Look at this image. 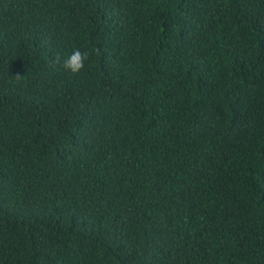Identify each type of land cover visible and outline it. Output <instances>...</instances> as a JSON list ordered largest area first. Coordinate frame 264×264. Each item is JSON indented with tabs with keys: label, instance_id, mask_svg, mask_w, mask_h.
Here are the masks:
<instances>
[{
	"label": "trees",
	"instance_id": "obj_1",
	"mask_svg": "<svg viewBox=\"0 0 264 264\" xmlns=\"http://www.w3.org/2000/svg\"><path fill=\"white\" fill-rule=\"evenodd\" d=\"M0 264H264V0H0Z\"/></svg>",
	"mask_w": 264,
	"mask_h": 264
},
{
	"label": "clouds",
	"instance_id": "obj_2",
	"mask_svg": "<svg viewBox=\"0 0 264 264\" xmlns=\"http://www.w3.org/2000/svg\"><path fill=\"white\" fill-rule=\"evenodd\" d=\"M88 58L87 53L75 49L64 61L62 67L73 75L78 74L84 68V61ZM19 78V76H17Z\"/></svg>",
	"mask_w": 264,
	"mask_h": 264
}]
</instances>
